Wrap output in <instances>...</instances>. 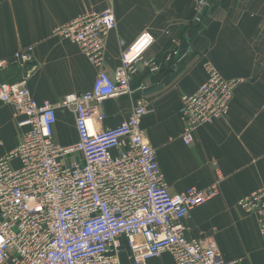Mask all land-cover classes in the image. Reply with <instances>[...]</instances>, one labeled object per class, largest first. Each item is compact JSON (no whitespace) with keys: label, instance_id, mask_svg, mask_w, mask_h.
Masks as SVG:
<instances>
[{"label":"built area","instance_id":"2783aa9c","mask_svg":"<svg viewBox=\"0 0 264 264\" xmlns=\"http://www.w3.org/2000/svg\"><path fill=\"white\" fill-rule=\"evenodd\" d=\"M209 5L198 0L199 12ZM116 25L110 6L53 29L99 69L90 91L67 94L60 103L39 102L26 79L10 83L0 77V101L14 107L16 125L24 129L18 146L0 157V264H157L151 260L165 252L173 264H244L242 258H224L210 240L187 237L185 220L220 194L222 176L206 188L171 193L141 127L152 104L144 93L134 96L139 65L155 73L171 60L179 62L181 41L173 39L174 47L159 61L145 57L157 41L152 31L129 44L121 40V65L112 76L103 65L106 39ZM34 49L20 48L0 60V72L11 63H32ZM204 68L206 80L181 97V138L188 146L200 126L229 115L243 83L225 77L211 61ZM122 94L134 97L131 115L114 128L99 129L107 116L101 104ZM60 107L74 114L73 144L54 140ZM238 206L257 217L264 234V189L240 198ZM123 239L129 263L121 260Z\"/></svg>","mask_w":264,"mask_h":264},{"label":"crops","instance_id":"0c3cea01","mask_svg":"<svg viewBox=\"0 0 264 264\" xmlns=\"http://www.w3.org/2000/svg\"><path fill=\"white\" fill-rule=\"evenodd\" d=\"M208 1L198 23V0H0V60L20 48L35 47L32 63H11L0 77L10 83L26 79L39 102L60 103L67 94L90 91L99 69L76 44L55 36L53 29L110 6L117 25L106 39L103 69L112 76L121 65V40L129 44L143 31H152L157 41L145 57L163 61L176 43L173 39L181 41L183 35L188 47L179 62L166 63L155 73L139 65L132 81L134 96L144 93L152 104L141 127L157 150L171 193L190 186L206 188L222 176L220 194L192 209L185 220L187 237L210 240L226 259L264 264V234L257 217L238 206L240 198L264 189V0ZM207 61L225 77L242 78L243 83L235 91L229 115L200 126L195 142L188 146L181 138V97L206 80ZM176 70L179 74L170 79ZM133 99L122 94L105 100L101 107L107 116L97 127L118 126L131 115ZM14 111L0 101V157L15 149L24 133L16 125ZM54 140L60 145L78 140L74 114L63 107L57 110ZM122 243L121 260L129 263L127 241ZM151 262L174 261L165 252Z\"/></svg>","mask_w":264,"mask_h":264},{"label":"water","instance_id":"95a60500","mask_svg":"<svg viewBox=\"0 0 264 264\" xmlns=\"http://www.w3.org/2000/svg\"><path fill=\"white\" fill-rule=\"evenodd\" d=\"M207 9H208V7H205L203 9V11L199 14L198 19H197V22L198 23L200 22V20L204 16V14L207 12ZM192 36H193V30H190L189 35H188V38L190 39V37H192ZM187 47H188V40H184L181 43V46H180V54H182L187 49ZM169 63L170 64H173L174 63V60H171Z\"/></svg>","mask_w":264,"mask_h":264},{"label":"trees","instance_id":"16d2710c","mask_svg":"<svg viewBox=\"0 0 264 264\" xmlns=\"http://www.w3.org/2000/svg\"><path fill=\"white\" fill-rule=\"evenodd\" d=\"M181 41L183 42L184 41V36L183 35H181ZM186 52V50L183 52V53H185ZM169 64V62L166 64V66ZM173 68V65L172 66H169L168 67V69H172ZM171 74H170V79H173V78H175L178 74H179V70H176L175 72H170ZM161 86H164V85H161Z\"/></svg>","mask_w":264,"mask_h":264}]
</instances>
